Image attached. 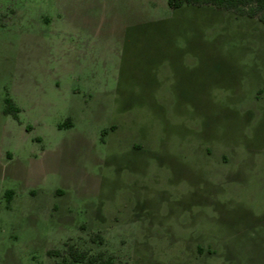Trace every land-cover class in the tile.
Instances as JSON below:
<instances>
[{
	"label": "rangeland",
	"instance_id": "rangeland-1",
	"mask_svg": "<svg viewBox=\"0 0 264 264\" xmlns=\"http://www.w3.org/2000/svg\"><path fill=\"white\" fill-rule=\"evenodd\" d=\"M67 241L114 264H264L259 19L0 0V264H57Z\"/></svg>",
	"mask_w": 264,
	"mask_h": 264
},
{
	"label": "trees",
	"instance_id": "trees-1",
	"mask_svg": "<svg viewBox=\"0 0 264 264\" xmlns=\"http://www.w3.org/2000/svg\"><path fill=\"white\" fill-rule=\"evenodd\" d=\"M168 4L173 9H180L184 6H213L216 9L234 12L237 15L257 18L264 24V0H168ZM6 102V112L19 117L21 108L16 101L8 96ZM49 255L57 259V264L115 263V258L108 257L104 251L96 254L71 241H67L64 248L51 249Z\"/></svg>",
	"mask_w": 264,
	"mask_h": 264
},
{
	"label": "crops",
	"instance_id": "crops-1",
	"mask_svg": "<svg viewBox=\"0 0 264 264\" xmlns=\"http://www.w3.org/2000/svg\"><path fill=\"white\" fill-rule=\"evenodd\" d=\"M141 2L143 1L144 3H146L147 5L152 2V0H140ZM155 3H156V0H154ZM169 5V4H168ZM183 8V7H182ZM173 9V8H172ZM174 10H177V9H174Z\"/></svg>",
	"mask_w": 264,
	"mask_h": 264
}]
</instances>
